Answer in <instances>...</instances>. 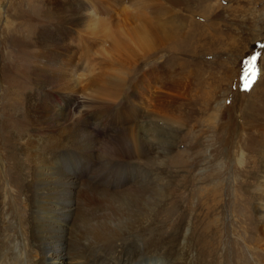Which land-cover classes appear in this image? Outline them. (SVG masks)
<instances>
[{
	"label": "rangeland",
	"instance_id": "374dc122",
	"mask_svg": "<svg viewBox=\"0 0 264 264\" xmlns=\"http://www.w3.org/2000/svg\"><path fill=\"white\" fill-rule=\"evenodd\" d=\"M124 1L136 18H123L110 0H0V240L6 262L32 250L35 176L60 174L63 168L80 172L74 166L79 161L105 158L104 140L113 131L145 130L148 116L153 121L144 138L153 144L152 153L134 155L121 165L129 172L170 180L169 216L158 217L155 235L144 233L145 244L149 240L153 246L147 249L151 264H184L181 254L199 252L204 257L226 254L231 264H264L259 232L264 229V0H212L211 10L206 2L192 0L175 5L169 0ZM87 14L101 23L93 39L82 31ZM205 21L219 27L213 39H201L198 45L176 43L187 36L181 22L200 37L203 30L197 25ZM47 29L62 40L43 48L37 38ZM62 29L70 35L63 36ZM114 41L119 50L107 58L104 79L119 84L103 93L94 88L76 92L81 106L74 109L73 120L79 110L84 112L78 133L89 132L91 145H74L66 154L69 166L63 167L58 152L70 147L66 136L74 138V124L59 121L67 132L54 138L48 129L36 131L29 99L36 93L51 114H66L70 103L61 97L71 91L48 81L46 63L37 66L44 58H68L72 65L67 76L77 79ZM63 46L69 49L66 55L60 53ZM127 92L142 110L138 116L120 115ZM96 99L112 102L113 111L105 115L93 108ZM81 217L73 210L63 232L64 248L57 251L63 256L43 259V264H79L84 257L88 264H99L94 249L75 250L80 233L73 220Z\"/></svg>",
	"mask_w": 264,
	"mask_h": 264
},
{
	"label": "bare ground",
	"instance_id": "6f19581e",
	"mask_svg": "<svg viewBox=\"0 0 264 264\" xmlns=\"http://www.w3.org/2000/svg\"><path fill=\"white\" fill-rule=\"evenodd\" d=\"M185 1L186 0H169V3L175 5ZM192 1L200 3L206 2L205 7L207 8V6H209V10H211L214 5V3L212 5V0ZM110 3L115 6L114 8L122 12L121 15L123 18L129 17L127 20L136 18L131 10L132 5H125L124 0H110ZM83 8L87 9L85 7H82V9ZM140 13L137 12L136 15H140ZM88 16L96 15L87 14V20L82 21L83 25H85L82 31L86 35H90L91 39H93L94 34L100 31L101 23L99 21L100 19H90ZM209 19L212 21V18ZM180 24L183 25L182 28H184L187 33V36L184 37L183 40L178 39L176 42L180 43V45H183L182 42L186 40L188 42L187 44L198 45L201 39H213L212 37L217 35L219 31V27H216L215 23L205 21L197 25L198 31H203H201L200 37L196 34L197 38H195L196 35L193 36L191 34L193 31L186 30V23L184 24V22H181ZM5 29L8 33L11 31V23H9L7 19L5 21ZM67 30L62 29L61 32L63 36L70 35L69 30ZM80 34L82 35V33ZM60 39L62 40V37L56 34L54 30L47 29L44 32H40L37 43L44 48V46L48 44H59V42H61ZM114 43L113 45L106 46L110 49L102 51V58L98 60L95 65L89 66L84 75H79L77 79H70V76H67L71 72L72 65L68 58H53L51 60L44 58L45 62L39 63L37 66L38 68L41 64L46 63L51 73L48 81H56L71 91L69 92V96L61 97L65 102L67 101L70 103V110L68 107L66 114L61 110L51 114L46 106L47 102L37 96L36 93L32 94L33 98L29 99L30 110H32L29 117L36 131L42 132L44 129H48L52 138H54L55 134L67 132L63 130L64 127L59 121H69L74 124V126L70 127L75 133L74 138L66 136V140L70 141V147L62 149V152H58L61 155L59 161L63 167L69 166L70 155L66 154H68L67 151L74 145H91V138H87L89 132L87 136L83 133H78L83 131L80 125L85 122V119L81 117L84 112L79 110L81 101L78 100L76 92L94 88L93 91L103 93L110 90L113 87L112 85L117 86L119 84L104 79L105 70L103 67L106 64L107 58H114L117 56L119 50V43H116V41H114ZM60 48L62 49V52H60L62 55H66V53L69 52V49L65 46ZM40 53L43 52L40 51ZM35 72L37 76V71L34 70V73ZM64 77H66V80L63 79ZM45 83L46 81L44 84ZM186 88H188V86ZM78 104H80L78 109L79 117L78 120L75 121L73 120L75 113L74 109L78 107ZM113 105L114 104L109 100L96 99L92 107L98 108V111H106L105 115H109V111H113ZM123 105L120 115H122L123 112H127L135 117L142 113L140 107L138 108L137 105L132 104L129 92L125 95ZM72 106L75 107L73 108ZM152 121V118L149 117L148 119L147 116L145 130H140L138 127V129H131V127H129L130 129L122 128L119 132L113 131V133L104 140L105 158L99 161L94 159L79 161L74 166L80 167L82 169L80 172H76V170L72 168H63L60 174H52V172L48 175L37 174L35 176V187H33L35 209L32 210L30 215V222L32 224L31 230L33 231L30 237V246L33 251L30 250V253L26 251L25 253V250H23V253L26 255L13 256L7 263L4 258V254L6 253L1 250V246H3L4 243L0 240V264H43V259L49 262L52 259L61 258L64 253H59L57 251L64 248L63 232L66 229L65 224L69 223L71 213L73 210L76 211V209L81 212L82 216L80 219L74 218L73 220L77 231L80 233V238H78L77 247L75 248L78 253H81L84 249H94L96 252L95 259H100L99 264L153 263L154 260L150 262L151 259L148 256L149 252L147 250L149 247L152 249L153 246L148 243L149 240H147V244H145L144 233L149 231L152 235H155L154 225L158 221V217L169 216V199L166 198V193L167 184H169L170 180L162 175L158 177L150 174L142 175L129 172L127 166L121 165L134 155L147 156L152 153L153 144L150 142L149 138H144L148 130L147 127ZM46 126L49 127L47 128ZM82 136L85 137L86 141L83 140ZM52 140L55 143L57 142L56 137ZM59 140H65V137L60 135ZM86 153L90 156L88 151H86ZM68 175L72 176L69 177ZM83 194H91L96 199L94 202H91L90 199L87 201L82 197ZM199 194L201 198V192H199ZM73 197H75L74 200ZM75 202L77 203L76 206ZM178 223L177 225H181ZM263 230V227L259 230L261 245H264ZM16 244L18 245L19 241H16ZM31 254L35 256L38 255V259H30ZM180 257L184 264L232 263V258L226 256V254L204 257V255L199 252L196 255H190L189 253L185 255L181 254ZM88 263L85 257L79 262V264ZM76 264H78V260Z\"/></svg>",
	"mask_w": 264,
	"mask_h": 264
},
{
	"label": "snow or ice",
	"instance_id": "6c2138e0",
	"mask_svg": "<svg viewBox=\"0 0 264 264\" xmlns=\"http://www.w3.org/2000/svg\"><path fill=\"white\" fill-rule=\"evenodd\" d=\"M254 59V58H253Z\"/></svg>",
	"mask_w": 264,
	"mask_h": 264
}]
</instances>
